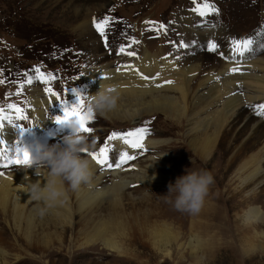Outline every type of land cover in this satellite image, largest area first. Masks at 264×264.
I'll return each instance as SVG.
<instances>
[{
  "label": "bare ground",
  "instance_id": "1",
  "mask_svg": "<svg viewBox=\"0 0 264 264\" xmlns=\"http://www.w3.org/2000/svg\"><path fill=\"white\" fill-rule=\"evenodd\" d=\"M192 34L199 35L193 39L198 42L208 33ZM238 55L233 60L224 54L221 68L205 70V74L198 64L191 63L190 54L181 55L180 60L167 55L161 58L144 47L139 56L127 55L83 71V95L88 105L91 96L100 90H112L117 96L114 109L94 111L93 116L96 114L114 127H123L136 125L144 117L161 115L177 129L179 141L187 147L191 161L186 170L177 167L173 171L170 165L163 167L160 161L173 160L164 152L171 140L150 137L145 132L143 147L137 150L124 143L125 133H119L121 136L111 139L107 153L114 151L119 157L127 152L134 158L119 168L115 167L116 160L112 168H107L89 156L95 168L91 183L76 192L69 190L63 205L43 216L24 192L25 184L37 180L43 184V177L36 176L34 167H28L23 160L16 164V157L11 164L7 163L12 152L9 143L17 138L16 130L9 126L17 118L7 109L5 125L2 122L0 127V140L4 141L0 145V226L3 225L0 247L6 249L5 241L10 235L13 243L7 246L15 248L20 242L36 264L47 261L51 264L57 256L72 259L78 251L89 250L94 245L126 256L125 260H130L129 254L134 249L128 251L127 247L146 245L164 259H180L189 251L191 258L201 261L203 251L208 252L207 245L218 240L216 233L222 235L227 211L237 212L236 219L241 220L237 233L241 249L246 248L244 252L255 248L253 241L262 244L264 232L259 227L264 226V196L259 188L264 182V121L258 116L264 114V58L252 59L247 53L241 56L240 51ZM234 68L237 71H232ZM54 101V98H42L37 91L29 94V113L36 129L54 128L43 118ZM252 106L258 107L260 114L249 115ZM131 130L134 132L133 128L128 132ZM42 132L38 137L46 140L50 134L41 135ZM153 149L161 153H147ZM93 151L99 154V149ZM22 152L17 155L14 151V155L23 158ZM213 164H216L214 174L220 172L221 177H229L227 185L218 177L198 214L177 210L171 203L172 197L166 195L169 184L186 171L198 170L199 166L208 170ZM168 171L174 172L172 178L161 175ZM162 181H168L163 185L165 194L153 199V192L158 191L155 186ZM212 229L216 233L211 234ZM256 248L264 250L262 245ZM7 260L8 257L0 258V264H8ZM125 260L123 263L128 262Z\"/></svg>",
  "mask_w": 264,
  "mask_h": 264
},
{
  "label": "rangeland",
  "instance_id": "2",
  "mask_svg": "<svg viewBox=\"0 0 264 264\" xmlns=\"http://www.w3.org/2000/svg\"><path fill=\"white\" fill-rule=\"evenodd\" d=\"M204 4H208L209 8L201 16L200 9ZM105 20L107 23L103 26L104 36L102 37L95 24ZM192 33L208 34L200 37L203 41L193 42V39L199 35ZM245 40L251 41L250 47L238 48L235 42ZM209 42L216 45L214 51H209ZM144 47L150 53H158L161 58L167 55L180 60V57L190 54L193 59L191 63L198 64L204 69L201 72L205 74V70L221 68L225 62L224 54L230 55L233 60L237 59L238 51H243V55L247 53V56L252 59L264 58V0H0V108L6 112L9 109L8 105L14 104L21 108L22 115L26 117V119H17L9 125L17 133V138H13L9 143L12 150L9 154L10 159L16 157L15 160H23L14 155V151L18 148L30 153L28 154L30 158L36 157L38 148L60 144L64 136L72 134L66 124L55 122V118L63 115L62 101L66 100L68 104L76 102V95L72 92L74 88L83 97L80 110L87 118L86 126L91 129L89 133H83L81 130V134L94 142V149L105 146L107 149L111 146V140L108 137L114 132L126 134L131 128L134 131L143 128L149 132L150 137L171 140L168 150L164 152L169 153L173 160H160L163 162V167L170 165L173 171L178 170L179 167L186 170L188 161H191V155L188 154L187 147L179 141L177 129L163 116L144 117L137 121L139 123L136 125L114 127L96 114L88 115V104L83 95V71L113 63L130 52L133 53L131 56L135 54L139 56L143 53ZM122 48L123 51H121ZM255 52L258 53L254 54ZM36 69H39V74ZM29 79L31 83H28ZM45 88L51 89L57 95L46 93ZM33 91L41 93L42 98H54L55 101L48 113L45 112L47 115L43 117L54 126L53 129L43 127L38 130L34 120H31L28 98ZM252 107L248 110L249 115L252 116L253 112L259 113L258 107ZM12 112L15 114L13 110ZM258 117L261 122L264 121V114ZM6 125L8 126V123ZM20 128L25 129V134L21 133ZM157 130L159 131L154 132ZM39 132H42L41 135L44 133L50 135L44 140L38 137ZM92 152L94 151L90 153ZM88 153L86 152L85 156L89 157ZM147 153L161 152L153 149ZM107 154L110 163L114 164L116 160H119V157L114 155V151H109ZM213 166L208 167V171L213 175L215 182L218 177H221V173L214 174L216 164ZM201 169L202 167L199 166L198 170ZM173 171L161 172L163 173L161 175L172 178ZM228 180V176L221 177L225 185ZM167 182L162 181L156 184L155 188L158 191L153 192V199L163 197L165 194L163 185ZM140 190L142 193L147 192V190ZM259 191H262L261 194L264 196V182ZM229 196L225 195L226 198ZM262 201L264 202V198ZM262 211L264 212V208ZM236 213L224 212L223 233L219 235L215 229L211 230V234L216 233L218 240L207 245L208 252L205 254L203 251L201 261L191 258L189 251L185 252L184 257L180 259L178 257L164 259L155 255L152 248L146 245L127 247L128 251L134 249L129 254L130 260H125L126 256L120 257L94 245L89 247V250L78 251L75 258L57 256L50 263L264 264V250L256 248L260 245L264 247V241L259 244L252 240L255 247L253 250L244 252L246 248L244 251L241 249L242 245L238 241L237 232L242 223L238 217L236 219ZM170 221L173 220L170 219ZM174 225L178 226V223ZM1 228H3L2 224ZM259 230L264 232V226H260ZM12 240V236L9 235L5 241L9 253L8 264H36V260L30 257L20 242L19 248L17 246L9 248L7 245L12 244ZM124 260L130 263H123Z\"/></svg>",
  "mask_w": 264,
  "mask_h": 264
},
{
  "label": "clouds",
  "instance_id": "3",
  "mask_svg": "<svg viewBox=\"0 0 264 264\" xmlns=\"http://www.w3.org/2000/svg\"><path fill=\"white\" fill-rule=\"evenodd\" d=\"M116 105L117 96L112 90H100L91 96L88 115L94 111L106 112ZM63 123L72 134L64 136L60 144L38 148V155L30 158L28 164V167H34L35 175L43 177L45 181L43 184L37 180L24 185V192L29 194V199L36 204L41 216L63 205L69 190L76 192L82 186L89 185L95 175L93 161L83 155L94 149V142L81 134L78 118H70ZM213 184L214 177L207 169L186 171L173 184H169L166 195L172 197L171 203L177 210L196 215L201 211ZM8 255V250L0 247V258Z\"/></svg>",
  "mask_w": 264,
  "mask_h": 264
},
{
  "label": "snow or ice",
  "instance_id": "4",
  "mask_svg": "<svg viewBox=\"0 0 264 264\" xmlns=\"http://www.w3.org/2000/svg\"><path fill=\"white\" fill-rule=\"evenodd\" d=\"M209 8L208 4H204L203 8L200 9V15L203 16L205 14V10H207ZM107 23V20L101 22V23H96L95 26L97 28V31L100 33V35L103 37L104 36V31H103V26L104 24ZM237 44L238 48H242V49H247L249 47V45L251 44L250 40H245L243 42L237 41L235 42ZM209 51H214L216 48V45L209 42L208 45ZM121 51H123V48L121 49ZM128 55H133V53H128ZM240 55H243V51H240ZM37 73L39 74V69H36ZM232 71H237V69H232ZM144 79H147V77H144ZM28 83H31V79H29ZM170 83V81L168 82ZM45 92L46 93H51V95L55 96L57 95V93H55L54 91H52L49 88H45ZM72 92L76 95V102L74 104H68L66 100L62 101L61 103V108H62V112L63 115L62 117H56V122L57 123H63L65 120L70 119V118H78L80 120V127L83 133H89L91 131V129L89 127L86 126V117L84 116V114L82 113V111L80 110V105H82L83 103V97L76 91V89H72ZM8 108L13 110L16 114V118L17 119H26V117L24 115H22L21 112V108L17 107L14 104H9ZM7 117L5 116V112L3 108H0V127H2V122L6 119ZM9 119V123H11V119ZM15 127V126H14ZM21 132H23L25 129L20 128ZM146 132V129L140 128V129H136L134 132H128L126 134H123L124 136V143L129 145L132 149H137L140 150L142 149L143 145H142V140L144 138V134ZM121 136V134L119 133H112L108 139L111 140L113 138L119 137ZM4 143V141L0 140V145H2ZM21 149H17V155H19V153L21 152ZM88 155L91 157V159L93 161H95L96 164L100 165L101 167H107V168H112L113 164L109 162V156L107 154L106 151V146L105 147H101L99 149V154L92 152V153H88ZM134 157L129 155V153L125 152L122 153L119 156V160L115 163V167L119 168L121 166V164L127 162L128 160L133 159ZM29 160L30 157L28 155V153L26 151L23 150V162L25 164H29ZM13 161L11 159H9L7 161L8 164H11ZM21 161L20 159H16L15 163L19 164Z\"/></svg>",
  "mask_w": 264,
  "mask_h": 264
}]
</instances>
